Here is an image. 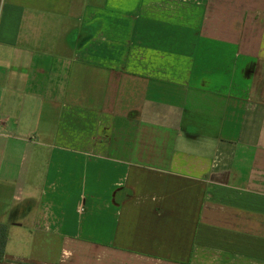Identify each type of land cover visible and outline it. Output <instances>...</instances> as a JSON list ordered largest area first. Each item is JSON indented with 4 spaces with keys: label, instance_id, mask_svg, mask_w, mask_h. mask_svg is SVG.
Returning a JSON list of instances; mask_svg holds the SVG:
<instances>
[{
    "label": "crops",
    "instance_id": "0c3cea01",
    "mask_svg": "<svg viewBox=\"0 0 264 264\" xmlns=\"http://www.w3.org/2000/svg\"><path fill=\"white\" fill-rule=\"evenodd\" d=\"M0 223V264H264V0H0Z\"/></svg>",
    "mask_w": 264,
    "mask_h": 264
},
{
    "label": "rangeland",
    "instance_id": "374dc122",
    "mask_svg": "<svg viewBox=\"0 0 264 264\" xmlns=\"http://www.w3.org/2000/svg\"><path fill=\"white\" fill-rule=\"evenodd\" d=\"M14 242H17V241H14ZM7 252L10 253V254H15V255L28 257L29 255H31L30 252H32V249L31 248H27L26 246H25V248H17V247H15L13 245V240H10L9 248H8Z\"/></svg>",
    "mask_w": 264,
    "mask_h": 264
},
{
    "label": "trees",
    "instance_id": "16d2710c",
    "mask_svg": "<svg viewBox=\"0 0 264 264\" xmlns=\"http://www.w3.org/2000/svg\"><path fill=\"white\" fill-rule=\"evenodd\" d=\"M7 241V226L0 223V261L4 257V250Z\"/></svg>",
    "mask_w": 264,
    "mask_h": 264
}]
</instances>
